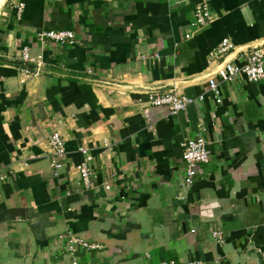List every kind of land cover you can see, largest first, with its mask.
Masks as SVG:
<instances>
[{"label":"crops","instance_id":"crops-1","mask_svg":"<svg viewBox=\"0 0 264 264\" xmlns=\"http://www.w3.org/2000/svg\"><path fill=\"white\" fill-rule=\"evenodd\" d=\"M203 2L214 20L194 32ZM51 29L80 42L42 44ZM228 37L237 65L264 44V0H0V264H264V80L218 78L213 104L208 78L224 58L210 53ZM25 47L43 61L29 78ZM169 90L205 99L178 114L150 103ZM54 130L68 152L58 177ZM199 134L211 160L185 186L182 144ZM82 145L94 155L89 188ZM71 235L98 248L73 255Z\"/></svg>","mask_w":264,"mask_h":264},{"label":"built area","instance_id":"built-area-1","mask_svg":"<svg viewBox=\"0 0 264 264\" xmlns=\"http://www.w3.org/2000/svg\"><path fill=\"white\" fill-rule=\"evenodd\" d=\"M24 4L20 3L17 6L18 17L22 16ZM211 7L207 2L197 4L194 11V19L191 22V27L194 32L206 27L214 20ZM39 40L42 44L52 41L62 45L74 46L78 44L79 38L74 30L71 29H51L44 30L39 33ZM192 34H188L187 38H190ZM236 50V44L231 38H224L217 47H215L211 53V59L217 60L224 58L218 64L215 73L208 78L209 92L212 94V100L214 105H219L223 102L222 88L217 80L220 78L225 82H233L238 79L239 76H245L250 82H261L264 80V44L258 45L252 48V51L246 53L242 57V64L237 65L232 60L228 59V56ZM227 56V58H225ZM158 57V56H157ZM21 59L23 66L21 72L25 77L36 76L41 72L43 61L41 57L38 60L32 58L30 49L25 47L22 51ZM142 61L149 60L148 56L142 55ZM31 62H36V68L32 69L29 65ZM205 96L200 95L197 98L180 94L176 90L164 91L161 93H154L150 97V103L156 106H167L171 114H178L181 111L186 110L190 105H197L199 102L204 101ZM48 143L50 145V157L52 164V175L58 177L61 171L67 167L68 152L66 149V141L61 131L54 130L48 137ZM183 164L185 176L183 182L185 186H191L194 184L200 165L207 164L211 160V151L208 147V141L199 134L195 138L186 139L183 144ZM104 147L106 149H112L110 141L106 140ZM79 151L84 156V160L76 165L77 170L81 175V179L86 188L91 186V176L93 174L92 161L94 155L88 146L82 145L79 147ZM8 178V173L0 168V181L4 182ZM107 189H110V185H106ZM195 232V230H193ZM212 238L220 243L226 242L224 231L220 228H213L211 230ZM78 246L84 248H98L97 245L89 243L78 236L71 235L68 240V250L74 255ZM260 255L264 259V250H260ZM73 264H79L74 258ZM161 264H179L175 259L162 261ZM187 264H195L190 262Z\"/></svg>","mask_w":264,"mask_h":264}]
</instances>
